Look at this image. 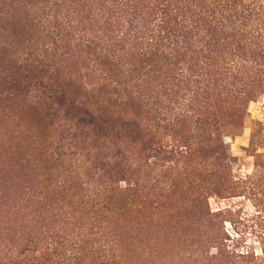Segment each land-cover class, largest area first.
<instances>
[{
	"label": "trees",
	"instance_id": "16d2710c",
	"mask_svg": "<svg viewBox=\"0 0 264 264\" xmlns=\"http://www.w3.org/2000/svg\"><path fill=\"white\" fill-rule=\"evenodd\" d=\"M41 2L55 8L51 50L19 56L0 42V107L21 99L27 108L34 151L23 167L43 172L42 190L25 200L31 218L14 233L21 247L2 248L0 264H122L134 213L138 226L153 210L158 222L180 218L175 208L197 214L209 192L228 189L220 120L240 125L264 93V2L101 0L97 29L71 26L62 0ZM69 44L94 55L83 77ZM196 169L208 180L187 207L172 204L167 174Z\"/></svg>",
	"mask_w": 264,
	"mask_h": 264
},
{
	"label": "rangeland",
	"instance_id": "374dc122",
	"mask_svg": "<svg viewBox=\"0 0 264 264\" xmlns=\"http://www.w3.org/2000/svg\"><path fill=\"white\" fill-rule=\"evenodd\" d=\"M62 1L66 2L65 11L72 12L71 17L75 20L71 26L98 28L92 20H97L94 13L101 0ZM53 13L54 6L41 0H0L2 46L19 56L35 49L38 52L51 50L58 40L59 30L51 17ZM88 22L90 25L85 26ZM63 31L70 30L64 27ZM69 49L66 57H71L68 61L71 66L75 64V69L71 70L83 77L84 65L91 66L94 55L81 53L70 44ZM63 51L67 52V49ZM203 101L204 98H200L195 106H202ZM20 102L21 99L0 107V250L4 248V251L21 247L14 233L19 229L17 227L30 220L28 216L34 210L27 211L30 210L25 201L27 194L43 188L40 167L35 163L30 165L31 169L23 167L31 159L34 145L30 143L32 130L22 121L29 112ZM210 105H206L209 107L207 116L211 113ZM242 112L240 125H230L228 117L220 120L221 125L229 124L222 125L221 129L230 159L228 189L220 186L215 193L209 192L201 210L194 209L197 214L187 215V210L175 208L180 218L158 222L160 219L153 210L150 212L152 218L144 215V223L138 226L134 213L130 231L132 250L124 254L122 264H264V93L251 99ZM201 113L206 116L204 107ZM155 160L149 159L150 163ZM180 170L169 172L164 186L175 191L172 204L183 208L198 192L196 183L200 179L208 180V174L196 169L185 176ZM150 180L153 181L152 175ZM26 206L28 208L24 210ZM199 214L206 217H199ZM148 218L158 222L159 228ZM180 223L183 224L176 231L168 228Z\"/></svg>",
	"mask_w": 264,
	"mask_h": 264
}]
</instances>
